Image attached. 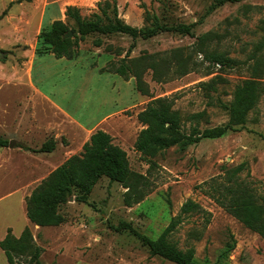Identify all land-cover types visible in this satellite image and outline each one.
Instances as JSON below:
<instances>
[{
  "label": "rangeland",
  "instance_id": "374dc122",
  "mask_svg": "<svg viewBox=\"0 0 264 264\" xmlns=\"http://www.w3.org/2000/svg\"><path fill=\"white\" fill-rule=\"evenodd\" d=\"M99 1L105 0H0V54L4 55L0 58V138L16 137L18 145L31 149L53 138L56 149L41 154L42 161L60 156L64 147L68 149L65 158L79 155L85 140L79 139L63 112L33 88L31 64L46 55L37 53V36L49 30L54 21H66L67 6L78 7L83 17H89L98 11ZM49 2H53L51 10L45 12L42 21L41 10ZM214 2L116 0L120 18L133 27L150 26L146 20L149 13L169 26L193 24L195 37L162 33L134 41L124 35H91L81 41L80 54L74 59L77 62L53 67L42 83L44 90L55 93V98L76 116H88L96 109V113L104 115L121 108L114 117L113 143L121 148L125 145L130 171L144 178V199L127 206L129 189L102 177L86 203L77 201L80 194L74 190L69 201L59 208L63 224L36 226L29 222L22 200L24 194L28 196L33 191L23 190L24 185L13 182L11 173H3L1 164L6 158L0 155V238H5L9 227L15 237L28 228L42 251V264H174L150 256L143 241L121 224L156 239L175 223L170 241L182 251L193 249L199 264H264V239L209 198L204 186L200 188L204 182L224 176V168L246 164L240 179L264 199V93L239 132L203 140L184 150L172 147L152 162L132 148L145 128L138 114L152 99H173L174 109L189 133L194 125L186 120L189 115L205 113L200 130L223 126L229 121L223 104L232 101L237 85L256 80L264 86V49L257 51L264 41V0H245L211 9ZM5 10L7 14L2 16ZM206 34L209 37L200 45L198 39ZM97 40L102 42L101 47L96 46ZM215 55L223 56L226 64H216ZM125 57L128 63L142 62L139 70L149 96L136 89L135 77L125 81L128 85L100 73L110 63L119 65ZM150 60L155 68L149 67ZM178 60L187 61V72L180 70ZM118 99L116 107L113 101ZM17 129L30 133L18 135L11 131ZM19 161L16 158L13 163L18 165ZM51 173L44 172L43 176L47 178ZM188 201L200 205L203 212L182 214L181 208ZM16 263L32 264L28 256L18 257ZM0 264H8L1 249Z\"/></svg>",
  "mask_w": 264,
  "mask_h": 264
},
{
  "label": "trees",
  "instance_id": "16d2710c",
  "mask_svg": "<svg viewBox=\"0 0 264 264\" xmlns=\"http://www.w3.org/2000/svg\"><path fill=\"white\" fill-rule=\"evenodd\" d=\"M243 1L245 0H215L211 9ZM97 9L98 11L89 17H83L78 7L67 6L66 21H54L49 30L42 31L37 36L40 44L37 53L53 54L57 59L74 60L80 54L81 41L91 35H124L134 41L138 38L150 39L162 33L195 37L193 24L169 26L161 23L159 17L149 13L146 15V20L150 26L133 27L120 18L116 0L99 1ZM6 14L7 10L2 16ZM69 32H72L73 36L66 38ZM208 37L209 34H206L199 38L200 45H204ZM95 44L97 47L103 45L100 40H97ZM111 48L108 46V51H111ZM263 49L264 41L257 47V51ZM214 60L216 64H226V59L221 55H215ZM136 62V65L134 60L128 63L125 57L119 65L110 63L107 67L100 69V72L117 74L125 80H129L131 76L135 77L136 89L143 96H149L148 86L142 79V71L139 70L142 62L140 60ZM149 62V67L155 68V63L151 60ZM178 63L180 70L187 72V61L178 60ZM205 86L208 85L205 84ZM263 93L264 86L261 82L244 81L236 86L232 101L229 104H223V108L229 113L227 124L200 130V120L204 118L205 113H195L186 119L194 123L189 133L184 130L182 116L174 109L173 99L170 97L152 99L138 114V121L145 128L138 134L134 150L152 162V159L161 152L172 147L177 146L184 150L203 140L219 139L229 132H239L245 128L249 113L257 106ZM113 141L111 135L98 130L84 144L79 155L70 157L44 179L26 198V215L29 221L40 227L60 226L64 223V218L59 215L58 210L69 201L74 190L80 194L77 201L86 203L91 190L102 177L108 178L110 183L118 182L129 189L125 198L127 206L132 207L141 202L145 197L142 191V185H146L144 178L130 171L126 151L115 145ZM8 145V140L0 138V148L8 147ZM21 148L33 153L50 154L56 149V141L53 138L49 139L39 149ZM245 168L246 164L233 169L224 168V176L204 182L200 188L204 186L203 190L209 198L250 231L264 239V199H260L254 189L240 179L239 175ZM194 212H203V209L192 201L186 202L181 208L182 214ZM175 225V223L170 224L158 238L153 239L141 235L129 224H121L123 228L129 229L143 241L149 249L150 256H157L174 264H199L194 259L193 249L182 251L170 241L169 237L175 230ZM230 237L233 239L232 235ZM0 249L4 252L8 264H17L16 259L24 256L30 257L32 264H42L40 261L42 251L35 245L28 228L20 237H15L12 230L8 229L7 235L0 242Z\"/></svg>",
  "mask_w": 264,
  "mask_h": 264
},
{
  "label": "crops",
  "instance_id": "0c3cea01",
  "mask_svg": "<svg viewBox=\"0 0 264 264\" xmlns=\"http://www.w3.org/2000/svg\"><path fill=\"white\" fill-rule=\"evenodd\" d=\"M52 3L53 2L47 3L44 9L41 10L42 21H45L44 14L47 10H51L50 4ZM64 16H65V13H64ZM70 62L74 64L77 61L67 60L65 58L57 59L53 54H46V55H41L37 57L35 60H33L31 67H30L33 88L36 90V92H38L40 96L48 100L50 102L49 104L52 107L63 112L64 116H66L67 118L68 123L71 125V127L75 131L78 132L79 139L85 140L84 144L88 142L91 136L98 130H102L108 133L109 135L112 136L114 141H116L115 139L116 136L115 134H113L112 130L115 131L114 130L115 115H117L118 113L122 111L120 107L104 115H99L98 113H96L95 111L98 110L96 109V110H93L92 112L90 111L91 113L88 114V116L82 117L79 114L78 116H76L75 114H72V112L68 110V108H66L61 102H59L55 98L54 96L55 93L44 90L45 86H43L42 83L46 82V78H48L47 75H49L48 73L52 71L53 67H58L60 65L64 66L66 63H70ZM103 74H110L111 76H115L117 83H127L129 85L128 82H125L127 80H125L124 78H122L121 76L117 74L106 73V72ZM119 99H121V97H119ZM119 99L116 101L115 100L113 101L116 107H118ZM11 131L17 133L18 135L20 134L24 135L28 133L27 129L23 130L22 133H20L18 129L15 131L13 130ZM3 138L8 140L9 143L11 141L15 142V145L13 148H10L8 145V147L0 149V155L2 156V158H6L5 160L2 161V164H1L3 173L8 176H10V173H11L13 175V182H17L18 184L22 183L24 185L22 186V188L23 190H26V191H29V190L33 191L35 188L39 186V184H41V182L46 178V176H43L44 172H47L48 174L51 173L52 171L56 170L58 167L63 165L71 157V155H69L67 158L64 157L65 154L66 155L68 154L67 147H64V152L60 156L52 155V157L46 158L44 159L45 161H42V157L40 155L43 153H33L30 151H26V152L22 151L21 147H26V148H31V147H28L25 144L18 145L17 144L18 139L16 140V137H13L15 139L10 138L8 136H4ZM136 139L134 140L133 145H132L133 149H134V144H135ZM83 146H82V150H83ZM122 148L127 151L125 145H122ZM16 158L20 159L18 165L13 163ZM3 163H5L4 165L8 164V169L3 166ZM28 196L26 194L22 196V200L24 201L25 204H26V198ZM2 237L0 238V241H2L3 239Z\"/></svg>",
  "mask_w": 264,
  "mask_h": 264
},
{
  "label": "water",
  "instance_id": "95a60500",
  "mask_svg": "<svg viewBox=\"0 0 264 264\" xmlns=\"http://www.w3.org/2000/svg\"><path fill=\"white\" fill-rule=\"evenodd\" d=\"M72 36H73V33H72V32H69V33L66 35V38H69V37H72ZM3 56H4L3 54H0V58L3 57ZM14 145H15V142H14V141H11V142L9 143V147H10V148H13Z\"/></svg>",
  "mask_w": 264,
  "mask_h": 264
}]
</instances>
